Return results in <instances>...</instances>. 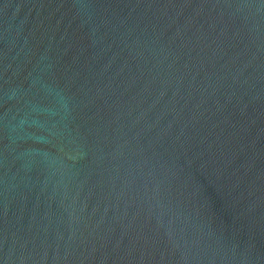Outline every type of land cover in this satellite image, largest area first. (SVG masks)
<instances>
[{"label": "water", "instance_id": "1", "mask_svg": "<svg viewBox=\"0 0 264 264\" xmlns=\"http://www.w3.org/2000/svg\"><path fill=\"white\" fill-rule=\"evenodd\" d=\"M0 264H264V0H0Z\"/></svg>", "mask_w": 264, "mask_h": 264}]
</instances>
